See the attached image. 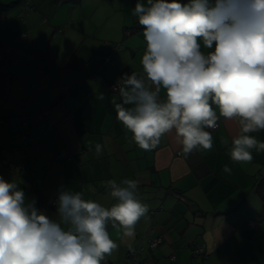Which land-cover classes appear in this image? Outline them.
I'll return each mask as SVG.
<instances>
[{"label": "crops", "instance_id": "0c3cea01", "mask_svg": "<svg viewBox=\"0 0 264 264\" xmlns=\"http://www.w3.org/2000/svg\"><path fill=\"white\" fill-rule=\"evenodd\" d=\"M23 1L30 7L24 16ZM0 2H16L0 15V117L9 118L0 124V175H19L26 195L50 213L58 185L108 206L114 198L107 181L135 178L148 210L133 238L123 237L118 222L108 223L117 244L106 255L111 261L122 262L140 244L146 264H264V151L253 149L250 161L232 160L236 125L223 117L210 131V149L185 154L169 133L145 150L116 118L110 101L117 93L107 84L123 72L139 73L146 46L132 12L136 0ZM42 110L49 117L34 124ZM252 135L264 140V129ZM96 143L103 145L100 154ZM150 225L153 236H162L153 249ZM195 242L202 257L191 253Z\"/></svg>", "mask_w": 264, "mask_h": 264}, {"label": "clouds", "instance_id": "9594fccd", "mask_svg": "<svg viewBox=\"0 0 264 264\" xmlns=\"http://www.w3.org/2000/svg\"><path fill=\"white\" fill-rule=\"evenodd\" d=\"M132 12L146 45L141 71L121 73L110 101L131 141L151 150L171 133L185 154L210 149L223 117L236 125L232 160L264 151L252 135L264 129V0H136ZM22 183L0 175V264H102L117 247L108 223L133 238L148 210L135 178L107 181L108 206L58 185L51 213Z\"/></svg>", "mask_w": 264, "mask_h": 264}, {"label": "built area", "instance_id": "2783aa9c", "mask_svg": "<svg viewBox=\"0 0 264 264\" xmlns=\"http://www.w3.org/2000/svg\"><path fill=\"white\" fill-rule=\"evenodd\" d=\"M20 7H21V11H22L23 16H24V14H26L27 10L30 8L28 6V3L24 2V1L20 5ZM22 35H24V33ZM1 58H2V54H0V59ZM103 60H104L105 64L111 63L110 56H108V55H105ZM114 84H115V82L108 83L107 89L109 91L115 92L114 88H113ZM63 89H66V87L64 86ZM47 117H49L48 112L42 110V111L35 113L32 116V119H33L32 121L34 124H36L40 120L45 119ZM15 119L21 121L22 123L27 121V117H16ZM8 120H9V118L0 117V124L5 123ZM49 127H52V125H50ZM217 127H218V121H217ZM217 127L214 129H209V130L214 131L217 129ZM21 138L24 142H26L27 141V134L25 132H23L21 135ZM9 166L11 168H16L19 170L23 168L22 164L13 165L12 163H10ZM49 203H50V205L54 206L51 202H49ZM152 231H153V225H150V227L148 228V230L146 232L148 249H153V248L157 247L158 245H160L162 242V236L161 235L153 236ZM142 250H143V246L138 244L137 246L130 247L127 250V252L125 254V258L122 262L111 261L105 256L102 264H146V258H144L142 256ZM191 253L193 254V256L202 257L204 255L202 245L195 242L191 248ZM170 257L173 258V256H170Z\"/></svg>", "mask_w": 264, "mask_h": 264}, {"label": "trees", "instance_id": "16d2710c", "mask_svg": "<svg viewBox=\"0 0 264 264\" xmlns=\"http://www.w3.org/2000/svg\"><path fill=\"white\" fill-rule=\"evenodd\" d=\"M16 2L11 3H2L0 2V15H3L5 12H7ZM3 57V54H2ZM2 59V58H1Z\"/></svg>", "mask_w": 264, "mask_h": 264}, {"label": "rangeland", "instance_id": "374dc122", "mask_svg": "<svg viewBox=\"0 0 264 264\" xmlns=\"http://www.w3.org/2000/svg\"><path fill=\"white\" fill-rule=\"evenodd\" d=\"M252 241H250L249 242V244L246 246V247H248V249L246 250V253H248L249 252V249H252ZM238 258V257H237ZM251 259V258H250ZM233 262H235V261H233ZM239 262L240 261H238V262H236V263H234V264H239ZM263 263H264V259H263V261H262ZM248 264H252V263H250V261L248 262Z\"/></svg>", "mask_w": 264, "mask_h": 264}]
</instances>
